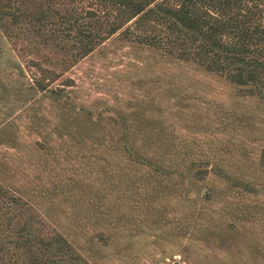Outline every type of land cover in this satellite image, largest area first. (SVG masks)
<instances>
[{
  "label": "rangeland",
  "instance_id": "374dc122",
  "mask_svg": "<svg viewBox=\"0 0 264 264\" xmlns=\"http://www.w3.org/2000/svg\"><path fill=\"white\" fill-rule=\"evenodd\" d=\"M30 1L42 24L0 20V264H49L58 237L80 264H264V91L164 33L109 36L94 0Z\"/></svg>",
  "mask_w": 264,
  "mask_h": 264
},
{
  "label": "trees",
  "instance_id": "16d2710c",
  "mask_svg": "<svg viewBox=\"0 0 264 264\" xmlns=\"http://www.w3.org/2000/svg\"><path fill=\"white\" fill-rule=\"evenodd\" d=\"M108 6L114 22L111 36L123 27L133 26L141 43H153L164 33L193 47L197 61L210 72L223 75L229 82L264 91V0H94ZM48 13L30 0H0V20L42 24ZM79 56L94 50L95 34L77 29ZM38 72L34 88L46 92L61 76L54 70L33 63ZM57 92V90L55 91ZM203 181L209 169L195 172ZM30 237L24 244L31 243ZM55 249L41 244V254L49 264H80L79 257L63 237ZM74 261V263H73Z\"/></svg>",
  "mask_w": 264,
  "mask_h": 264
}]
</instances>
